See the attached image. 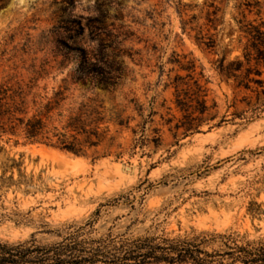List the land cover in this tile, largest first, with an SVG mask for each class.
I'll list each match as a JSON object with an SVG mask.
<instances>
[{
  "label": "rangeland",
  "instance_id": "rangeland-1",
  "mask_svg": "<svg viewBox=\"0 0 264 264\" xmlns=\"http://www.w3.org/2000/svg\"><path fill=\"white\" fill-rule=\"evenodd\" d=\"M5 4L0 10V83L40 78L35 92L47 98L67 89L65 110L77 111L90 100L103 102L114 142L75 156L0 135V242L34 237L42 245L53 244L61 240L58 231L64 226L85 224L102 209L96 226L101 235L112 229L116 236L174 239L206 232L234 235L240 245L264 243V94L256 86L247 91L227 81L217 70L223 57L242 58L247 40L238 22L264 23V0H251L253 9L246 0ZM99 4L109 6L114 35L133 34L120 39L126 40L121 49L134 57L124 58L128 76L114 94L74 84L77 58L59 43L95 49L88 31L71 41L65 27L96 17ZM210 6L219 9L211 24ZM193 16L205 34L214 36V51L200 46L196 33L183 32L182 22ZM188 62L204 74L207 118L213 121L186 136L184 129H176L182 113L174 83L178 76L187 78L182 66ZM261 71L264 82V67ZM134 100L140 113L130 103ZM119 115L131 119L130 129L114 123Z\"/></svg>",
  "mask_w": 264,
  "mask_h": 264
},
{
  "label": "trees",
  "instance_id": "trees-1",
  "mask_svg": "<svg viewBox=\"0 0 264 264\" xmlns=\"http://www.w3.org/2000/svg\"><path fill=\"white\" fill-rule=\"evenodd\" d=\"M0 0V10L6 5ZM245 6L255 5L246 0ZM191 8V6H183ZM207 13V20L219 9ZM109 6L98 5L96 17L80 18L65 27L69 39L82 38L86 31L95 49L71 47L59 42L68 53L74 54L77 66L73 71L74 84L87 90H101L116 93L124 86L128 76L125 57L133 59L131 51L121 49L122 36L133 37L127 32L114 35L115 25L111 20ZM117 19V16L115 17ZM83 21L85 25H83ZM240 32L247 40L242 58L228 61L223 57L218 61V73L227 81H235L239 87L252 91L254 86L262 89L261 80L264 67V23L239 21ZM112 28L113 30H110ZM184 33H196V42L209 51H214L217 41L205 34L198 24V17L182 22ZM44 67V66H43ZM188 72L187 78L175 80L176 108L182 113L176 129H184L185 135H194L210 121L206 91L201 83L203 72L197 73L194 62L182 66ZM40 78H33L27 84L11 81L0 83V135L23 138L27 143L40 144L75 156H87L97 151L110 137V127L105 116L104 103L90 100L81 104L77 111L65 110L67 89L60 88L52 98L41 97L35 92ZM131 104L138 109L137 102ZM114 123L121 129H130L131 119L117 116ZM105 127V128H104ZM145 129V128H143ZM136 135L137 132L133 131ZM144 140L139 143L143 144ZM121 155H118L120 158ZM102 208V207H101ZM102 214L98 209L85 224H71L58 231L60 241L42 245L34 237L25 242L11 244L0 242V264H264V243L240 245L234 235L200 233L193 236L169 239L165 237H138L114 235L112 229L107 234H99L96 226ZM218 247L215 250L214 247ZM212 248V251L209 249Z\"/></svg>",
  "mask_w": 264,
  "mask_h": 264
}]
</instances>
